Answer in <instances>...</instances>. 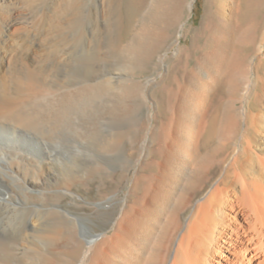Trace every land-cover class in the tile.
<instances>
[{
  "label": "bare ground",
  "instance_id": "obj_1",
  "mask_svg": "<svg viewBox=\"0 0 264 264\" xmlns=\"http://www.w3.org/2000/svg\"><path fill=\"white\" fill-rule=\"evenodd\" d=\"M87 1L0 0V220L32 228L28 248L0 242V264H264V0L248 24L244 0H209L196 31L185 28L196 0H130L120 73L65 85L46 58L66 61L61 34ZM102 121L117 131L83 175ZM116 177L130 183L123 203L103 196ZM93 185L115 203L104 230L80 233L62 204Z\"/></svg>",
  "mask_w": 264,
  "mask_h": 264
},
{
  "label": "rangeland",
  "instance_id": "obj_2",
  "mask_svg": "<svg viewBox=\"0 0 264 264\" xmlns=\"http://www.w3.org/2000/svg\"><path fill=\"white\" fill-rule=\"evenodd\" d=\"M129 1L130 0H107L105 6H101L100 0H91V1L88 0L87 2L89 4L87 2L85 3L83 8L84 9L83 16L79 21V23L76 24L75 27L71 26L68 29H65L66 32L61 34L60 39L63 38V35H65V37H70L71 39V41L66 43V46L68 47L64 48L65 49L64 59L66 61L61 65L55 67V60L51 57L46 58L47 63L45 65V70L46 72L48 71V74L52 75L53 80H55V74H56L57 78L62 80L61 81L62 83L65 82L64 83L65 85L77 83V87H79L82 84L81 81L90 80L94 76L97 75L104 76L107 74L113 76L116 75L117 73H120L124 62V58H123L124 55L122 50L118 46V41L120 40L119 34L121 33L120 32L121 27H123L121 31H123L124 37L126 35L125 26L127 25V22L125 20L126 17L125 14L128 5L127 3ZM208 1L209 0H196V2L194 3L193 11H189L186 15L187 17L185 19V23H186L185 28L192 31H196L198 30V28H200L202 20L206 14ZM211 1L214 4L213 7L216 8L215 5L217 3V0H211ZM255 2H257V0H244V7L245 6L246 7L244 10L243 19L245 20L246 24L251 22V19L253 18L254 13L256 12L255 10H257V8L254 7ZM16 6H18L19 9L26 7L23 4V2L22 3L18 2ZM34 7L35 9H38L40 7V3L39 5L37 3L36 6ZM118 11L120 12V14H118L119 13ZM122 16H123L122 18L123 25H120L119 17ZM257 23H258V29L256 31L257 33L256 36H258V38L256 37L257 40H255V42L258 44L262 41L261 40L263 39L262 35L264 34V6L261 7V13L257 15ZM33 29L30 28L29 32L34 33L35 31ZM181 33L184 34V31H181ZM180 41H181L180 42L181 46H185L187 44L190 45L191 37L185 38L183 36L180 39ZM72 47L73 48L75 47L74 50ZM255 49L256 48L253 47L248 49V53L250 54V59H254L255 57L254 54L256 55ZM166 70L167 68L165 66L161 69V72L165 73ZM154 78H156L157 81L161 80L160 76H156ZM150 105L151 108H149V110L146 107L145 109L153 114H156L158 109H157L155 97L152 99ZM102 122H103V126L100 129V133H98V135L95 136L96 139L92 142V144L85 145V147L87 148L89 147L90 151H93V153L90 156H87V158L84 157L83 158L84 160L81 159L82 161L80 160L81 162L78 161L77 163L79 165L77 168L80 171V173H82L83 175L87 171L98 169L97 167L98 161L96 160L98 153L97 152L98 143L102 141L104 138L114 136L117 131V126L114 125L113 122H106L105 124L104 121ZM152 122L154 124L156 123L155 121ZM123 154L124 151L122 147L121 152H119L117 156H112L110 158H115L118 157L119 155L122 156ZM135 170L136 168H134V170L132 169L129 172L131 179L134 177ZM97 172L99 171L97 170ZM108 172L111 173L112 170L110 169ZM223 174L224 171H221V173L220 172L217 173L215 175L214 180L215 181L218 180ZM120 179H121L120 177L118 178L116 177V180L119 182L120 185L119 184L116 185V183L114 185H111V187H109L110 185H107L106 189H104L103 192L104 194L103 196H105V199L108 198V196L110 197L112 195H117L118 202L123 203L124 199L128 195L130 183L126 181L120 182ZM92 187L93 188H91V190L88 191L84 189L75 191L81 197L78 198L77 200L78 205H72L68 203V201L63 202L64 204H62L65 209L67 208L68 211H70V215H72L71 218L73 221H75V226L78 228V231L80 233L81 231L83 232L88 227L91 228V230L94 233H100L101 230H104L103 228H100V225H102L103 223V220L100 218H102L106 206L108 205V207H111V204L115 203L114 201L112 202L99 201L100 195H98V191L96 189L97 185H93ZM54 188L55 187H52L50 189L53 190ZM3 217L4 219L5 218L6 219L3 221L0 220L1 222L0 242L7 240L8 238V239H12L10 241V244L11 246H13V248H15L16 245H18L17 241H19L20 244H22L23 242L22 245L28 248L27 241H23L22 237H24V234H27L29 235V238H31L32 228L27 227V229H25L26 227L18 224V220L16 221V219L13 220L10 219L9 221H14L15 223L14 222L9 223L8 214H3ZM67 222L70 225L71 221L67 220ZM16 224L19 225L20 227L17 226ZM97 227H99L100 230L99 228L97 229ZM17 247L19 248V246ZM19 253L20 252L18 251L17 254L19 255L20 258H27L28 256L26 254H19ZM230 256L231 255H229L228 252L224 253V257L230 258ZM219 258L220 259L218 260L221 262H225L227 260V258L224 259L221 257Z\"/></svg>",
  "mask_w": 264,
  "mask_h": 264
}]
</instances>
